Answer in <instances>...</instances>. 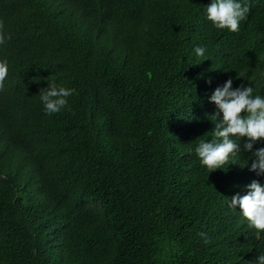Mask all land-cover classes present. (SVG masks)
Wrapping results in <instances>:
<instances>
[{
	"label": "trees",
	"instance_id": "16d2710c",
	"mask_svg": "<svg viewBox=\"0 0 264 264\" xmlns=\"http://www.w3.org/2000/svg\"><path fill=\"white\" fill-rule=\"evenodd\" d=\"M247 2L236 34L207 20L211 0H0L11 37L0 45V264L264 254V233L225 203L264 184L251 153L212 173L195 154L222 118L209 102L217 87L232 78L264 96V0ZM53 81L76 92L49 117L38 95Z\"/></svg>",
	"mask_w": 264,
	"mask_h": 264
},
{
	"label": "clouds",
	"instance_id": "9594fccd",
	"mask_svg": "<svg viewBox=\"0 0 264 264\" xmlns=\"http://www.w3.org/2000/svg\"><path fill=\"white\" fill-rule=\"evenodd\" d=\"M207 20L217 30H227L238 34L240 24L250 12L247 0H211L206 7ZM4 23L0 21V45L11 39L4 31ZM197 57H204L205 48L197 46L193 50ZM9 74L7 60L0 61V91L4 90ZM264 77V73H261ZM210 83V81H209ZM74 88H66L57 83H47V87L39 91V99L43 104L46 116H53L68 107V98L75 94ZM252 86L240 85L233 88V80L229 78L222 87H217L209 102L214 104L222 118L217 121L216 115L211 117L214 128L210 132L211 139H200L195 154L209 173L226 170L230 164H237L242 152L251 153L245 159L249 171L257 176L264 175V148L253 151L254 145L264 142V96L254 95ZM243 113V115H242ZM208 134V133H206ZM6 177H0L3 179ZM230 209L239 207L240 214L250 229L259 237L264 233V184L253 180L247 186L245 195L236 194L230 199L225 197ZM197 236L205 244L210 243L208 234L198 232ZM254 264H264V254L258 255Z\"/></svg>",
	"mask_w": 264,
	"mask_h": 264
}]
</instances>
